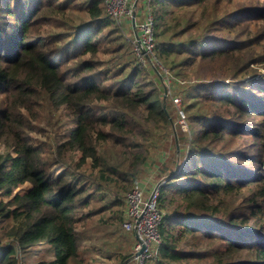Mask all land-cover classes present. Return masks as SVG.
<instances>
[{"label": "trees", "instance_id": "trees-1", "mask_svg": "<svg viewBox=\"0 0 264 264\" xmlns=\"http://www.w3.org/2000/svg\"><path fill=\"white\" fill-rule=\"evenodd\" d=\"M152 1L153 54L188 130L158 190L149 264H264V0H225L220 11L222 0ZM192 6L204 8L203 25ZM70 9L87 19L74 22ZM196 67L213 76L189 81ZM148 75L159 83L103 0H0V219L16 243L0 264L37 243L52 248L51 264L127 259L126 194L149 155L174 144ZM93 228L99 254L88 256Z\"/></svg>", "mask_w": 264, "mask_h": 264}, {"label": "rangeland", "instance_id": "rangeland-1", "mask_svg": "<svg viewBox=\"0 0 264 264\" xmlns=\"http://www.w3.org/2000/svg\"><path fill=\"white\" fill-rule=\"evenodd\" d=\"M136 1L138 2L140 9H145V11L147 10L151 14L152 6H153L152 0H136ZM232 2L228 4L227 2H225V0H222L221 2H219L218 4L219 8L217 10L220 11L221 9H224V8L230 9ZM103 3H104V0H103ZM209 6H210L209 8H213L212 6H214V4L212 1L209 3ZM190 9L192 10L194 17L198 18L200 21V24L203 25V23L206 21L205 19L206 13H205L204 8L198 7V6H192ZM68 14L72 16V19L74 20V22L84 21L87 19L86 13L83 10H73L72 11L70 9L68 11ZM181 15H182V11H181ZM118 24L121 27L123 33L126 35V37L128 38H131V36L133 37L134 35L133 29L129 27V24L126 23V20ZM108 28L109 27H103L102 29L103 32H107L106 30ZM190 32L191 31L185 33L184 36L188 35ZM207 32L209 33L207 29L205 30L201 29L200 31V33H207ZM214 33L216 32L215 31L210 32V34H214ZM103 57L107 58L109 57V55H103ZM151 57H152L151 60L146 61L145 64H142L141 61L138 60V58H137V62L141 66H144V67L150 66L153 69L154 74H156V76L160 80H159V83H156L153 76L148 75L147 77H145V80L142 85L148 89H151V88L157 89L158 86L161 87L159 90V96L162 98L163 103L164 104L166 103V106H167L166 110L172 116V129H173L174 144L171 142L167 146L164 152L163 151L154 152L150 154L149 157L147 158L144 164V167H143V174L141 175L140 179L134 186V187L142 186L147 191L157 186L159 190V187L165 183V179L167 177L168 171L171 170L177 164H179V161L182 158L181 156L182 154L180 155V151H179V144L181 143L182 140L179 139L178 141L177 135L178 133H180V131H182L183 133H186V131L188 130L184 113L181 110L182 105L179 102V96L174 94L175 86L174 87L170 86V77H169L167 68L164 67L160 63V61L158 60L155 54L151 55ZM258 68L259 70H261L260 66H258ZM212 76H213L212 71H209V69L203 68V67L202 68L196 67L193 69H189L186 72V79H189V81L209 79ZM0 97H2V95H0ZM174 97L178 98L177 102L173 101ZM174 134L177 138V141H175ZM176 142L178 146V151L176 148ZM0 149H1V145H0ZM26 188H27V184H22L19 187L15 188L13 192H16V191L22 192L26 190ZM177 197L170 199V202L168 200L169 203L167 204L168 205L167 207L172 208L176 206L178 204ZM0 200L6 201L7 197L0 194ZM9 222L10 221L0 219V250L5 246H11V244H16V243H12L5 234L6 229L9 227ZM78 228L80 229V227ZM95 230L97 229L93 228L89 233H86L85 235L86 244L87 242L88 244H90L88 247V252H87L88 256H92V255L95 256L96 254H99V251L97 249L98 247L97 246L96 248L94 247V245L96 244L92 243L93 245H91V242L88 241L90 240L91 235L95 236V238L98 237L96 234L92 233ZM128 233H130L133 238V243L129 251L130 253L136 240L132 232L128 231ZM95 241H97V239ZM12 256L14 257L15 264H38L39 262H45L46 264H51V261L53 260V250L46 243H37L35 245H31L27 247L25 250L17 248L16 251L12 254ZM101 260H102V264H118L115 259H110L108 261L107 259L103 258ZM121 264H137V262L128 256L127 259H125Z\"/></svg>", "mask_w": 264, "mask_h": 264}, {"label": "built area", "instance_id": "built-area-1", "mask_svg": "<svg viewBox=\"0 0 264 264\" xmlns=\"http://www.w3.org/2000/svg\"><path fill=\"white\" fill-rule=\"evenodd\" d=\"M134 1L104 0V3L107 11L118 23L126 20L132 29L131 20L134 18L137 33L136 37L133 35L134 50L138 60L145 64L153 55V19L147 10L140 9L138 2L134 4ZM173 101L177 102L178 98L174 97ZM157 200L158 186L149 191L142 186H136L129 190L125 197V219L122 226L135 236L136 241L129 257L137 264H149V258L155 253L160 242L158 224L162 213Z\"/></svg>", "mask_w": 264, "mask_h": 264}, {"label": "water", "instance_id": "water-1", "mask_svg": "<svg viewBox=\"0 0 264 264\" xmlns=\"http://www.w3.org/2000/svg\"><path fill=\"white\" fill-rule=\"evenodd\" d=\"M134 4H136V0L134 1ZM131 24H132V29H133V32H134V35L135 37L137 36V33H136V28H135V24H134V18L132 17V20H131ZM154 68V67H153ZM164 107V106H163ZM175 136V134H174ZM175 141H177V138L175 136ZM176 148H177V151H178V146H177V142H176Z\"/></svg>", "mask_w": 264, "mask_h": 264}]
</instances>
